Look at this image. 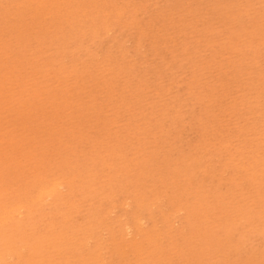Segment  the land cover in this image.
Listing matches in <instances>:
<instances>
[{"label": "rangeland", "instance_id": "374dc122", "mask_svg": "<svg viewBox=\"0 0 264 264\" xmlns=\"http://www.w3.org/2000/svg\"><path fill=\"white\" fill-rule=\"evenodd\" d=\"M263 255L264 0H0V264Z\"/></svg>", "mask_w": 264, "mask_h": 264}, {"label": "bare ground", "instance_id": "6f19581e", "mask_svg": "<svg viewBox=\"0 0 264 264\" xmlns=\"http://www.w3.org/2000/svg\"><path fill=\"white\" fill-rule=\"evenodd\" d=\"M102 2V1H101ZM136 17V16H135ZM150 20V19H149ZM148 21V20H147ZM151 21V20H150ZM132 22V21H131ZM151 23V22H150ZM153 23V22H152ZM108 30V29H107ZM93 41H94V39H93ZM95 53V52H94ZM127 53V52H126ZM126 55V54H125ZM133 59V58H132ZM169 64V63H168ZM108 141V140H107ZM114 152V151H113ZM132 163H134V162H132ZM74 178V177H73ZM62 181V180H61ZM59 182V181H58ZM72 182V181H71ZM190 182V181H189ZM57 185H59V184H57ZM58 188H60V186L58 187ZM58 188H57V190H58ZM55 190V189H54ZM42 191V190H41ZM42 199V198H41ZM35 201V200H34ZM113 204V203H112ZM125 207V206H124ZM22 208V207H21ZM27 208H28V206H27ZM15 210V209H14ZM9 212V211H8ZM186 213V212H185ZM5 214V213H4ZM14 215V214H13ZM4 216V215H3ZM12 216V215H11ZM168 217V216H167ZM240 218V217H239ZM148 231V230H147ZM173 233V232H172ZM161 242V241H160ZM96 244V243H95ZM92 252V251H91ZM98 252V251H97ZM100 252V251H99ZM100 254V253H99ZM264 256V255H263ZM142 263V262H141Z\"/></svg>", "mask_w": 264, "mask_h": 264}]
</instances>
